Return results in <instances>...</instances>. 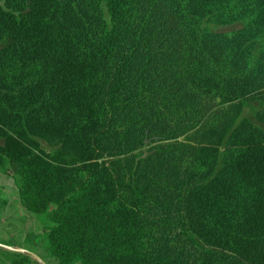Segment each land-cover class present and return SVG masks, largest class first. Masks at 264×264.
<instances>
[{"label":"trees","instance_id":"1","mask_svg":"<svg viewBox=\"0 0 264 264\" xmlns=\"http://www.w3.org/2000/svg\"><path fill=\"white\" fill-rule=\"evenodd\" d=\"M8 163L60 264H264V0H0Z\"/></svg>","mask_w":264,"mask_h":264},{"label":"crops","instance_id":"2","mask_svg":"<svg viewBox=\"0 0 264 264\" xmlns=\"http://www.w3.org/2000/svg\"><path fill=\"white\" fill-rule=\"evenodd\" d=\"M46 222V215L23 206L14 179L0 172V264H26L28 255H32V264H60L48 255Z\"/></svg>","mask_w":264,"mask_h":264},{"label":"rangeland","instance_id":"3","mask_svg":"<svg viewBox=\"0 0 264 264\" xmlns=\"http://www.w3.org/2000/svg\"><path fill=\"white\" fill-rule=\"evenodd\" d=\"M241 27H242L241 23H235V24L224 25V26H215V25L210 26V28L213 31L224 32V33H230V32L236 31V30L240 29ZM243 117L250 119L254 124L258 125V122L254 117V112L252 109H249V108L246 109ZM42 144L46 150H48V151L51 150V148H49L45 143L42 142ZM3 169H4V171L2 173L10 174L11 177L14 179L16 172H15V168L10 163H8L7 166L4 167Z\"/></svg>","mask_w":264,"mask_h":264},{"label":"water","instance_id":"4","mask_svg":"<svg viewBox=\"0 0 264 264\" xmlns=\"http://www.w3.org/2000/svg\"><path fill=\"white\" fill-rule=\"evenodd\" d=\"M6 248H9V249L14 250V251H17V252H23V250H21V249H12L10 247H6Z\"/></svg>","mask_w":264,"mask_h":264}]
</instances>
